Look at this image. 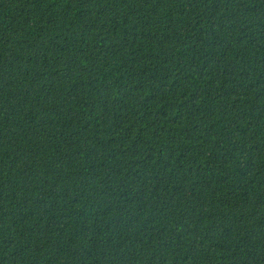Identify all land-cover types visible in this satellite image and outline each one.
<instances>
[{
    "label": "trees",
    "instance_id": "obj_1",
    "mask_svg": "<svg viewBox=\"0 0 264 264\" xmlns=\"http://www.w3.org/2000/svg\"><path fill=\"white\" fill-rule=\"evenodd\" d=\"M0 264H264V0H0Z\"/></svg>",
    "mask_w": 264,
    "mask_h": 264
}]
</instances>
